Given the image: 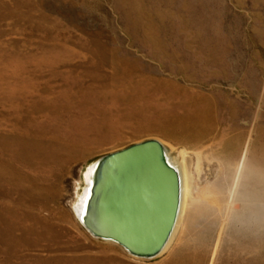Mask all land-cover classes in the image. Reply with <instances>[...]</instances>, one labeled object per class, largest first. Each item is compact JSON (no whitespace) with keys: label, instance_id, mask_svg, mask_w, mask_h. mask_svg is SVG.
Segmentation results:
<instances>
[{"label":"rangeland","instance_id":"374dc122","mask_svg":"<svg viewBox=\"0 0 264 264\" xmlns=\"http://www.w3.org/2000/svg\"><path fill=\"white\" fill-rule=\"evenodd\" d=\"M180 101L205 109V135L152 112ZM147 139L188 188L169 244L139 257L93 235L77 207L101 157ZM257 172L264 0H0V264H161L173 251L264 264Z\"/></svg>","mask_w":264,"mask_h":264},{"label":"water","instance_id":"95a60500","mask_svg":"<svg viewBox=\"0 0 264 264\" xmlns=\"http://www.w3.org/2000/svg\"><path fill=\"white\" fill-rule=\"evenodd\" d=\"M161 143L147 139L101 157L93 166L83 225L130 254L152 257L173 228L179 176Z\"/></svg>","mask_w":264,"mask_h":264},{"label":"bare ground","instance_id":"6f19581e","mask_svg":"<svg viewBox=\"0 0 264 264\" xmlns=\"http://www.w3.org/2000/svg\"><path fill=\"white\" fill-rule=\"evenodd\" d=\"M54 109L56 110L57 108L54 106ZM151 109H152V112H154L157 115L158 114L160 115V120L163 122V124L171 126L172 129L174 131H177L178 133L184 132L186 134V136H188V137H192L194 135H198V137H202L203 135H205L207 133L208 129L204 125H202L203 120L207 118V112L205 111L204 108H201L200 104H198V103L194 104L191 102L180 101V103L175 105V106L167 105V106H164V108H161L159 106H153V107H151ZM178 109H181V111H178ZM54 137H57V135ZM55 141H56L55 142V148L56 149L57 148L63 149L66 145L65 143L62 144L58 138H55ZM163 150H164V157H165L166 161L169 164H171L177 170L178 176H179V203H178L177 214H176V218H175V221L173 224V228L169 234V237L167 238V241L165 242L164 246L162 247V249L164 250V248L169 244V242H170V240H171V238L175 232L174 229H175V226H177L176 223L179 224V221L181 219V214H182L183 207H184V201L186 202L185 194H186V189L188 188V184H187V173H186L185 167L182 164L177 165L173 161H171L167 157L165 149H163ZM92 172H93V169L91 168L89 171V174H88L87 186L84 190L82 197L80 198V202H79V205L77 207L78 208L77 212H78L80 220L83 219V215L86 211L85 202H86V199L90 193V189H91V185H92V181H93L92 177H91ZM180 178H181V180H180ZM234 181L236 182L237 180H234ZM250 181H251V184L253 183V185L256 184L255 182L259 183L258 187H256V185L253 186L251 192L254 195L264 197V175L260 172L254 173V175L251 174ZM180 195H181V199H180ZM194 215H195V209L191 208L187 212L186 219L188 220V219L192 218ZM177 219H178V221H176ZM103 239L111 240V239H107V238H103ZM111 241H113V240H111ZM113 242H115V241H113ZM162 249L160 250V252L162 251ZM168 253H169L168 255H170V252H168ZM171 254L173 255V258L167 259V257H165L161 261L162 262L161 264H182L180 259H176V258H178L176 256V252L173 251V253L171 252ZM193 258L194 259L192 261H189L190 264H200L198 257H193Z\"/></svg>","mask_w":264,"mask_h":264}]
</instances>
